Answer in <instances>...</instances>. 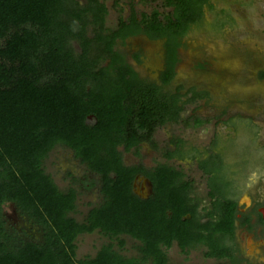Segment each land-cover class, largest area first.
Wrapping results in <instances>:
<instances>
[{"label": "trees", "instance_id": "trees-1", "mask_svg": "<svg viewBox=\"0 0 264 264\" xmlns=\"http://www.w3.org/2000/svg\"><path fill=\"white\" fill-rule=\"evenodd\" d=\"M108 1L0 0V264H170L174 244L183 252L201 249L207 257L234 259L242 249L238 230L255 231L247 224L250 215L239 209L240 175L217 150L218 140L207 158L186 148L182 137L174 139L176 149L164 151L197 162L208 175L204 196L196 194L183 168L168 161L153 168L127 165L118 146L141 155L143 141L157 146L158 126L203 123L183 113L212 94L200 84L175 81L180 49L193 26L221 30L236 20L224 10L206 22L212 0H142L149 5L145 10L132 0L130 13L120 15L113 28L107 25ZM139 34L165 39L160 80L136 71L120 48ZM198 67L207 65L200 61ZM231 122L253 127L246 117ZM57 145L72 148L101 177L104 200L84 221L73 216L78 190L61 189L44 166ZM138 173L154 183L149 198L134 191ZM12 202L40 229L39 237L28 239L24 229L8 226L4 206ZM260 219L264 224L262 214ZM96 230L110 242L96 255L77 259L79 236ZM123 235L140 241L139 256L116 248L115 241L126 245Z\"/></svg>", "mask_w": 264, "mask_h": 264}, {"label": "rangeland", "instance_id": "rangeland-1", "mask_svg": "<svg viewBox=\"0 0 264 264\" xmlns=\"http://www.w3.org/2000/svg\"><path fill=\"white\" fill-rule=\"evenodd\" d=\"M130 1L132 0L108 1L109 27H116L119 16H127L130 13ZM133 1L138 10L149 8L142 0ZM212 2L215 8L206 7V22L214 21L219 13L227 10L233 14L236 25L233 27L228 25L221 30H214L204 24L193 26L181 46V60L175 78V81L180 83L200 84L210 90L211 100L192 103L183 113L195 114L203 119V123L185 126L184 123L173 122L159 127L155 134L157 146L147 143L141 148V157L147 165H154L158 160L163 161V149L173 135L183 136L190 143L204 148L219 138L226 144V150L222 149L226 152L227 158L236 159L249 155L251 159L249 179L240 176L239 182L251 191L257 192L259 189L264 197V77L261 76V72L264 71V0H212ZM122 48L128 58L138 54L143 61L142 69L154 75L164 59L165 39L139 34L128 38L127 42L122 44ZM200 61L206 63L207 67H198ZM224 108H227L228 112L220 118L219 114ZM235 116L252 119V129L246 122L236 126L232 122L229 123L231 117ZM245 150L247 154L243 153ZM73 151L72 148L57 145L45 159L44 166L61 189L67 190L72 185L78 190L77 210L73 216L79 221H84L88 211L96 204L89 203L88 195L79 191L77 176L86 170V165L81 163L80 158L75 159ZM125 156L129 164L137 163L141 158L133 151H128ZM184 165L196 180V194L204 196L207 192L204 174L192 159L185 160ZM261 166L262 172L258 173ZM259 183L261 185L257 186ZM95 195L98 194L92 193V197ZM4 213L8 226L15 225L20 231L24 229L28 239L39 237L41 234L40 229L19 212L14 202L4 206ZM123 236L127 241L126 245L120 248L115 241L116 248L127 256H139L140 241L130 235ZM247 239L248 235L245 234L243 241L246 243ZM109 242L110 238L98 230L83 233L77 241L76 257L82 259L94 256L103 244ZM169 256L170 264H228L226 261L205 258L201 249L183 252L177 244L169 250Z\"/></svg>", "mask_w": 264, "mask_h": 264}, {"label": "flooded vegetation", "instance_id": "flooded-vegetation-1", "mask_svg": "<svg viewBox=\"0 0 264 264\" xmlns=\"http://www.w3.org/2000/svg\"><path fill=\"white\" fill-rule=\"evenodd\" d=\"M120 46H121L120 48L123 50L122 44H120ZM164 51H165V49H164ZM135 55L136 54H134L133 58H128V62H130L133 65V67L135 68V70L138 71L140 74H142L144 76L148 75L149 73H147V71H145L141 67V63L143 62L142 58L139 55L138 56L137 55L135 56ZM108 62L109 61H107L106 63H108ZM166 64H167V61L165 59H163L162 62L159 64L158 70L155 71L154 75L152 74V77L154 79L160 80V78L163 77V73L166 71ZM176 75H177V73H176ZM178 83H180V82H178ZM92 119H93V117H90V121H92ZM170 123H173V122H168L166 124L160 125L157 127V129L161 126H165V125L170 124ZM157 129L154 132V138H155V134H156ZM180 137L184 138L183 136H174L173 135L169 139L168 144L165 146L163 151L166 152V150L168 151L169 148H172L173 150L176 149L178 147V143L174 142V139L180 138ZM184 139L186 140V142H185L186 148L195 147L196 149L200 150V152L203 154H205V152H207L212 147V144H210L209 146L204 148L200 145L190 143L186 138H184ZM147 143H151V142L143 141L141 143V148H143ZM214 143H215V140H214ZM225 145L226 144L222 143L221 139L219 140V138H218L216 148L224 156L226 163L231 167L230 170L235 169V170H237L238 175L243 176L245 179H249L248 173L251 170V161L249 160L250 158L248 157L249 155H247L246 157H244L245 156L244 155V156H241V157L236 158V159H229L226 156V152L223 151V149L226 150ZM118 149L122 151L123 161L127 165H134V164H141L142 163L146 167L153 168L156 165H158L159 162H161L158 160V161H156V163L154 165H147L142 160L143 158L141 157V155L136 154V155L141 157L139 159V161L137 163L129 164L126 161L125 155L128 151L125 149V146L121 144L118 146ZM246 150L248 152V149H246ZM246 150H245V152H243L244 154H247ZM162 153H163V161L164 162L168 161L174 165H177L178 167L183 168L187 174V177L191 180H194V183H195L196 180L193 178L191 173L186 169V167L184 165L185 160H187V159L183 160V159H180L177 157L170 158L164 152H162ZM74 156H75V159L78 158L75 155V152H74ZM205 156L207 158L206 154L204 155V157ZM77 163H79V162H77ZM81 163L85 164L82 160H81ZM196 164H197V162H196ZM198 168L202 171V173L204 174V177L206 178L207 192L205 195H207L209 192V185H208V181H207L208 175L199 166H198ZM243 170H245V171H243ZM261 172H262V166L260 167V170L258 173H261ZM79 174L80 175L77 176L79 178V180L76 182V183L80 184L79 191H83L86 195H88L89 203H93V204L95 203L96 205H99L100 203H102L104 200V195L101 192V182H100L101 177H100V175L92 173V171H90L88 169L87 165H86V170H84L82 173H79ZM139 175L141 177L146 176L143 173H138L136 178H135L137 185L135 186V180H134L133 186H134V189L135 188L140 189V191L143 192L142 188L144 189V187H145V181L141 178H138ZM146 177H148V176H146ZM93 181H95V182L93 185H91ZM260 185H261V183H259L257 186H260ZM195 186H196V183H195ZM241 186L244 188V190H243V193L239 199V209L242 213H248L250 215V221H248L247 224L253 225L255 232L250 233V231H248V230L246 231L244 228H240L238 230V233H237V236H238L237 241H239V245L242 247V249H241V251L236 252V255H235L236 257L234 259L229 257V258H226L225 261L228 264H234V260H236L237 264H264V224H262L260 222V220H261L260 214H262L264 217V197L262 196V193H260L258 191L259 189L257 190V192H255V191H251L250 189H247L244 186V184H241ZM85 191H87V192H85ZM92 193H97L98 195H95V197H92ZM244 198H246V199L243 201ZM206 201H207V199H205V203H206ZM242 213L240 214V216L242 215ZM243 234L248 235V239H247L248 241L246 240V243L243 241V236H244ZM256 234L259 235V237H256ZM205 258H212V259L217 260V261H224V260H220L216 257L205 256Z\"/></svg>", "mask_w": 264, "mask_h": 264}, {"label": "water", "instance_id": "water-1", "mask_svg": "<svg viewBox=\"0 0 264 264\" xmlns=\"http://www.w3.org/2000/svg\"><path fill=\"white\" fill-rule=\"evenodd\" d=\"M138 178H141L145 181V187L144 189L142 188L143 192L140 191V189H134V191L141 197V198H149L153 193H154V183L153 181L146 176H138ZM136 180H135V186H136ZM246 198L243 199V201ZM251 239V238H250Z\"/></svg>", "mask_w": 264, "mask_h": 264}, {"label": "crops", "instance_id": "crops-1", "mask_svg": "<svg viewBox=\"0 0 264 264\" xmlns=\"http://www.w3.org/2000/svg\"><path fill=\"white\" fill-rule=\"evenodd\" d=\"M96 206H97V205H96ZM93 207H94V206H93ZM93 207H92V208H93ZM88 212H89V211H88Z\"/></svg>", "mask_w": 264, "mask_h": 264}]
</instances>
